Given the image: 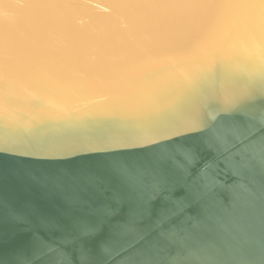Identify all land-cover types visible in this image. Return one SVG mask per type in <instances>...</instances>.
I'll return each instance as SVG.
<instances>
[{"label": "water", "instance_id": "obj_1", "mask_svg": "<svg viewBox=\"0 0 264 264\" xmlns=\"http://www.w3.org/2000/svg\"><path fill=\"white\" fill-rule=\"evenodd\" d=\"M0 203V264H264V0H0Z\"/></svg>", "mask_w": 264, "mask_h": 264}, {"label": "snow or ice", "instance_id": "obj_2", "mask_svg": "<svg viewBox=\"0 0 264 264\" xmlns=\"http://www.w3.org/2000/svg\"><path fill=\"white\" fill-rule=\"evenodd\" d=\"M184 157V160L191 161L194 159V155L191 152L184 151L181 153ZM168 158V157H165ZM111 169L118 173L121 177H123L130 188L133 190H143L145 187H150L153 191L162 190L163 188V181H159L153 183L151 186L144 185L143 181L140 179V176L136 171L133 170L132 166L129 165L128 162L113 159L110 162ZM89 183H96L98 178L97 177H88L87 178ZM0 208H2V203H0ZM17 219H22V217H16ZM137 219L138 215L133 214L130 215L129 219L123 223L117 225L113 230V236L111 238V242H106L105 246L103 247L104 255H110L113 251L114 244H120L123 242H127L129 237H135L137 240H145L144 235L137 229ZM167 222V214L161 216L159 223L165 224ZM81 231L91 234L95 231L92 226H84L82 227ZM179 236L178 233L174 232H161V239L163 240H171L176 239ZM185 244L186 238H184ZM41 256H50L51 254L55 253V259L51 260V264H61L60 256L55 249H49L47 251L44 250L43 246L39 249ZM197 257L198 253H195L190 247L187 248L186 254L182 255L181 257L174 258L175 264H180L181 260H190V257ZM129 264H155V246L150 241H145V247L141 250H138L136 254L132 257H129Z\"/></svg>", "mask_w": 264, "mask_h": 264}, {"label": "clouds", "instance_id": "obj_3", "mask_svg": "<svg viewBox=\"0 0 264 264\" xmlns=\"http://www.w3.org/2000/svg\"><path fill=\"white\" fill-rule=\"evenodd\" d=\"M250 264H254V262H253V261H251V262H250Z\"/></svg>", "mask_w": 264, "mask_h": 264}]
</instances>
